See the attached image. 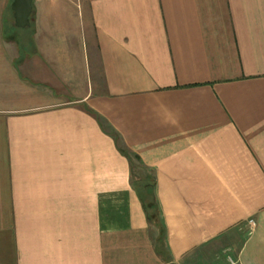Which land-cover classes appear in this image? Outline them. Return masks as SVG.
Instances as JSON below:
<instances>
[{
    "label": "crops",
    "instance_id": "crops-1",
    "mask_svg": "<svg viewBox=\"0 0 264 264\" xmlns=\"http://www.w3.org/2000/svg\"><path fill=\"white\" fill-rule=\"evenodd\" d=\"M9 3L0 264H264V0Z\"/></svg>",
    "mask_w": 264,
    "mask_h": 264
},
{
    "label": "trees",
    "instance_id": "trees-1",
    "mask_svg": "<svg viewBox=\"0 0 264 264\" xmlns=\"http://www.w3.org/2000/svg\"><path fill=\"white\" fill-rule=\"evenodd\" d=\"M11 2L12 0H10V3L8 5V13L11 14V17H9L8 19V17L6 16V20L4 21V36L6 40H8L10 34L13 36V34L17 32L16 30H19V28H16L13 23V12L10 8ZM31 20H32V13L30 14L29 17L30 25H31ZM8 22L9 23L11 22L10 26H8L9 24ZM154 186H155V179L153 176L150 175L144 177L142 181H136L133 183V188L141 203L147 221L158 229L159 234L155 243V249L158 253H162V252L166 253V249L163 246L164 228L160 221L158 208L155 201Z\"/></svg>",
    "mask_w": 264,
    "mask_h": 264
},
{
    "label": "water",
    "instance_id": "water-1",
    "mask_svg": "<svg viewBox=\"0 0 264 264\" xmlns=\"http://www.w3.org/2000/svg\"><path fill=\"white\" fill-rule=\"evenodd\" d=\"M34 0H12L10 8L13 12V23L16 28L23 29L29 26V17Z\"/></svg>",
    "mask_w": 264,
    "mask_h": 264
},
{
    "label": "rangeland",
    "instance_id": "rangeland-1",
    "mask_svg": "<svg viewBox=\"0 0 264 264\" xmlns=\"http://www.w3.org/2000/svg\"><path fill=\"white\" fill-rule=\"evenodd\" d=\"M8 16V19H9V17H11V14L10 13H8L7 14ZM9 23V22H8ZM11 25V22L8 24V26H10ZM17 32L15 33V34H13V36L10 34V36L8 37V41L9 42H13V43H16V44H18L19 42H24L25 41V39H21L20 38V36H18V34H21V33H28L29 31H30V28H29V26L28 27H26V28H23V29H19V30H16ZM25 35V34H24ZM12 37V38H11Z\"/></svg>",
    "mask_w": 264,
    "mask_h": 264
},
{
    "label": "built area",
    "instance_id": "built-area-1",
    "mask_svg": "<svg viewBox=\"0 0 264 264\" xmlns=\"http://www.w3.org/2000/svg\"><path fill=\"white\" fill-rule=\"evenodd\" d=\"M248 224H249L250 226H254V222H253L252 220H249V221H248Z\"/></svg>",
    "mask_w": 264,
    "mask_h": 264
}]
</instances>
